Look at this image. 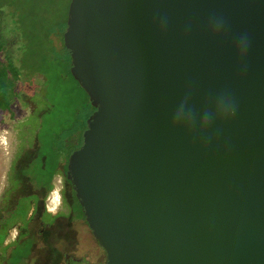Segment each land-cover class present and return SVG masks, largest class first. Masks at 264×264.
<instances>
[{"label": "water", "instance_id": "95a60500", "mask_svg": "<svg viewBox=\"0 0 264 264\" xmlns=\"http://www.w3.org/2000/svg\"><path fill=\"white\" fill-rule=\"evenodd\" d=\"M64 44L107 264H264V0H71Z\"/></svg>", "mask_w": 264, "mask_h": 264}, {"label": "trees", "instance_id": "16d2710c", "mask_svg": "<svg viewBox=\"0 0 264 264\" xmlns=\"http://www.w3.org/2000/svg\"><path fill=\"white\" fill-rule=\"evenodd\" d=\"M59 1L62 0H0V110L11 111L17 100L33 104L36 110L49 108L57 96L83 93L74 117L61 127L58 135H52L50 151L47 153L41 148L34 162L35 172L46 175L48 187H52L51 178L61 159L65 160L66 169L69 155L82 144L87 119L96 109L71 73V54L64 44L71 0H63L62 19L49 20L50 9L59 6ZM40 85L44 86L45 93L38 98L34 92ZM40 101L45 105L40 107ZM36 131L35 137L41 143L43 135L38 128ZM75 138L77 141H73ZM31 179L39 183L38 179Z\"/></svg>", "mask_w": 264, "mask_h": 264}, {"label": "flooded vegetation", "instance_id": "af4514ba", "mask_svg": "<svg viewBox=\"0 0 264 264\" xmlns=\"http://www.w3.org/2000/svg\"><path fill=\"white\" fill-rule=\"evenodd\" d=\"M40 149L38 141L21 169L26 186L21 187L19 182L16 186L12 180L0 198V264H107L106 250L95 238L66 177L65 160L61 159L51 178L52 187H48L46 175L39 174V183H34L27 174ZM56 176H59L57 188ZM18 187L21 189L12 201ZM53 191L56 200L51 197ZM14 226L16 232L10 235ZM8 237L10 240L6 242Z\"/></svg>", "mask_w": 264, "mask_h": 264}, {"label": "rangeland", "instance_id": "374dc122", "mask_svg": "<svg viewBox=\"0 0 264 264\" xmlns=\"http://www.w3.org/2000/svg\"><path fill=\"white\" fill-rule=\"evenodd\" d=\"M58 3L59 6L54 5L50 9L49 20L53 22L62 19L65 15L63 0ZM44 93L45 90L42 85L38 86L36 92H34L38 98L44 96ZM82 99V92H74V94L57 96L56 100L54 98L53 106L49 108L42 107L45 105L43 101L38 103L42 108L36 110L33 104H25V102L17 100L13 103L11 111L0 110V198L12 183V180L16 186L18 185L17 182L21 187L26 186L27 180L24 178L21 169L31 158L34 146H37L36 128L39 129V134L43 135L40 143L41 148H44L45 152L48 153V150L50 151L49 142L53 138L52 135H58L61 127L74 117L81 106ZM58 139L57 136V141ZM74 141H77V138ZM34 167L35 165L31 166L27 173L37 179L39 175L35 172ZM58 180L59 176H56L54 180L56 187ZM21 187L15 189L12 194V201H15L13 197ZM16 229L17 226L12 227L10 235H13ZM9 237L6 242H9Z\"/></svg>", "mask_w": 264, "mask_h": 264}, {"label": "crops", "instance_id": "0c3cea01", "mask_svg": "<svg viewBox=\"0 0 264 264\" xmlns=\"http://www.w3.org/2000/svg\"><path fill=\"white\" fill-rule=\"evenodd\" d=\"M57 188V187H56ZM55 190H57V189H55ZM55 195H57L56 194V191H53L52 193H51V197L54 199L55 198V200H56V196Z\"/></svg>", "mask_w": 264, "mask_h": 264}, {"label": "clouds", "instance_id": "9594fccd", "mask_svg": "<svg viewBox=\"0 0 264 264\" xmlns=\"http://www.w3.org/2000/svg\"><path fill=\"white\" fill-rule=\"evenodd\" d=\"M233 111H234V110L232 109V110H231V114L233 113Z\"/></svg>", "mask_w": 264, "mask_h": 264}]
</instances>
